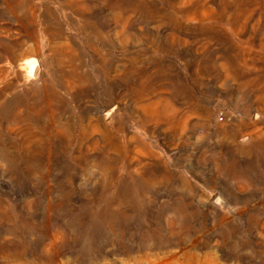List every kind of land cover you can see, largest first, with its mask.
Masks as SVG:
<instances>
[{
    "label": "rangeland",
    "instance_id": "1",
    "mask_svg": "<svg viewBox=\"0 0 264 264\" xmlns=\"http://www.w3.org/2000/svg\"><path fill=\"white\" fill-rule=\"evenodd\" d=\"M0 264H264V0H0Z\"/></svg>",
    "mask_w": 264,
    "mask_h": 264
},
{
    "label": "built area",
    "instance_id": "2",
    "mask_svg": "<svg viewBox=\"0 0 264 264\" xmlns=\"http://www.w3.org/2000/svg\"><path fill=\"white\" fill-rule=\"evenodd\" d=\"M216 119H217L218 121H223L224 116L219 112V113H217V115H216Z\"/></svg>",
    "mask_w": 264,
    "mask_h": 264
},
{
    "label": "bare ground",
    "instance_id": "3",
    "mask_svg": "<svg viewBox=\"0 0 264 264\" xmlns=\"http://www.w3.org/2000/svg\"><path fill=\"white\" fill-rule=\"evenodd\" d=\"M30 67H32V63H31V65H30Z\"/></svg>",
    "mask_w": 264,
    "mask_h": 264
}]
</instances>
